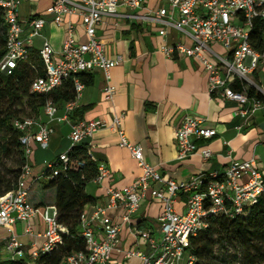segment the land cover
I'll list each match as a JSON object with an SVG mask.
<instances>
[{
	"label": "built area",
	"instance_id": "1",
	"mask_svg": "<svg viewBox=\"0 0 264 264\" xmlns=\"http://www.w3.org/2000/svg\"><path fill=\"white\" fill-rule=\"evenodd\" d=\"M28 1L0 0L7 28L6 55L0 62V71L5 75H10L19 63L29 61L34 40L42 37L46 25V19L42 16L32 17L25 27L20 22L19 6ZM144 4L145 0H53L49 9L53 23L61 26L66 17L77 16L86 41H77L76 27L69 22L60 52H56L47 39H44L39 51L44 76L33 80L31 93L48 95L73 78L75 99L64 105V115L61 117H58L59 107L48 102L43 108L48 123L36 117L13 121L14 129L21 133L19 141L26 162L16 189L0 196V227L10 232L3 250L5 259L25 260L32 264L41 253L51 252L62 244V235L67 230L58 223L54 206L43 208L45 231L38 235L44 239L40 248L32 246L29 249L19 239L15 228L20 223L25 224L26 236H36L32 219L40 210L30 202L28 180L34 182L57 176L62 167L82 168L84 162L72 161L70 153L85 139L107 128L118 134L120 146L130 151L142 175L122 190L108 188L104 206L94 207L89 214L82 213L80 235L86 241V250L69 256L66 264H108L120 245L123 226L131 224L132 216L138 213L148 194L162 204L158 218L161 238L157 241L149 231H139L138 236L147 241L151 253L128 251L126 259L138 258L141 264H195L190 252L191 239L208 229L210 219L215 216L235 218L243 215L263 195L264 177L255 158L243 162L232 159L223 173L199 174L187 183L164 179L145 161L142 148L131 144L126 138L122 129L124 113L115 115L111 124L100 120L73 123L69 150L49 162L40 177H33L30 164L33 146L47 149L54 132L49 124L69 122L85 89L80 75H91L96 69L101 70L106 81L104 99L107 102L114 100L116 88L110 84V73L123 59L120 56L108 58L104 52V46L97 37V28L103 17H118L119 7L131 11L144 10ZM121 17L157 25L160 27L158 33L163 38L168 36L170 29L183 34L190 44H165L161 51L168 58L184 56L200 63L207 74L209 93L236 103L237 116L250 119L264 105V101L250 98L247 94L249 89H254L264 96L253 81L259 68L264 67V0H169L168 6L158 11L147 10L142 16ZM256 20H261L263 24L260 50L255 49L252 43ZM213 45L222 46L227 55L213 51ZM235 86L242 88V91L235 90ZM215 137L217 131L208 127L205 119L185 116L175 129L177 160L185 161L197 154L209 160L213 156L212 151L200 148L191 139L207 141ZM88 154L90 160L95 162L90 151ZM98 171L96 180L101 182L107 177L108 171L102 166L98 167ZM181 196L185 197V205L182 211H178L176 203ZM111 210L123 211L121 223H116L109 216Z\"/></svg>",
	"mask_w": 264,
	"mask_h": 264
},
{
	"label": "crops",
	"instance_id": "2",
	"mask_svg": "<svg viewBox=\"0 0 264 264\" xmlns=\"http://www.w3.org/2000/svg\"><path fill=\"white\" fill-rule=\"evenodd\" d=\"M169 0H145L144 10L131 11L125 7L118 8V17H103L97 28V37L104 46L108 58L122 57L123 62L111 70L110 84L116 88L113 102L104 97L106 81L104 73L96 69L91 75L94 83L85 85L79 105L69 122H53L49 125L54 132L49 147L41 149L33 146L30 164L33 177H40L46 165L67 152L71 142L69 139L71 125L76 122L100 120L111 124L115 115L124 113L122 129L128 141L142 148L145 161L153 166L164 179L177 182H190L199 174L210 175L223 173L230 161H248L255 158L264 176V105L250 119L237 116V104L224 101L218 95H211L208 89L207 74L200 63L189 57L168 58L161 51L165 44L178 42L190 44L183 34L170 29L168 36L159 35L157 25L139 19H127L121 15L142 16L147 10L158 11L168 6ZM53 0H29L23 2L18 9L20 22L27 25L32 17L42 16L46 25L42 37L34 40L31 55H38L44 39H47L56 52H60L66 40V29L71 22L76 27V39L85 42L86 36L77 16L66 17L61 26L53 23L49 9ZM28 33V32H26ZM212 50L219 55H227L220 45H213ZM253 81L263 84L264 67L259 68ZM258 89L264 90L257 84ZM64 107V106H63ZM63 107H59L58 117L64 115ZM185 116L205 119L206 125L217 131V137L207 141L196 142L200 148H208L213 156L204 160L200 155H193L185 161L177 160L175 129ZM48 123L44 109L36 117ZM240 128V129H238ZM92 157L98 167L108 171L101 182L96 179L89 182L86 193L93 198L94 204L84 207L86 214L96 206L107 203L106 190L114 188L122 190L132 185L142 175V170L133 159L130 151L120 146L118 134L112 129H103L91 138L85 139ZM42 181V180H41ZM35 182V181H34ZM28 180L33 203L36 196L49 195L46 200L52 202L53 191L44 189L43 184ZM185 197L181 196L176 203L178 211H182ZM43 208L32 219L36 236L24 234L25 224L15 228L19 239L27 245L40 248L45 231ZM162 204L152 199L150 194L143 201L138 213L132 216L131 224L123 226L120 233V245L108 264H141L138 258L126 259L128 251H140L150 254L146 240L138 236L139 231H149L157 241L161 238L158 218ZM122 210H111L109 216L116 223H121ZM10 232L0 227V257L5 259L3 250Z\"/></svg>",
	"mask_w": 264,
	"mask_h": 264
},
{
	"label": "trees",
	"instance_id": "3",
	"mask_svg": "<svg viewBox=\"0 0 264 264\" xmlns=\"http://www.w3.org/2000/svg\"><path fill=\"white\" fill-rule=\"evenodd\" d=\"M262 27V21L256 20L252 43L257 50L262 48ZM6 38L7 28L0 8V62L6 55ZM41 76H44V66L39 54L31 55L28 62L19 63L10 75L0 71V196L16 189L26 162L19 141L21 133L14 129L13 121L38 117L48 102L63 107L75 99L73 78L48 95L31 93L33 80ZM79 78L86 86L94 83L92 75H80ZM234 89L242 91L239 86ZM247 94L250 98L264 101V96L254 89H249ZM88 152L87 145L81 144L69 155L72 161L84 162L82 168L62 167L59 175L34 182L53 191L52 202L33 203L29 189L32 205L36 209L54 206L58 223L67 230L62 235V244L51 252L41 253L32 264H66L69 256L86 250V241L80 235L81 215L85 206L95 202L85 188L99 174L98 165L90 160ZM8 161H11L10 165L6 163ZM190 252L195 264H264V193L243 215L212 217L208 229L191 239ZM0 264L28 263L0 257Z\"/></svg>",
	"mask_w": 264,
	"mask_h": 264
},
{
	"label": "rangeland",
	"instance_id": "4",
	"mask_svg": "<svg viewBox=\"0 0 264 264\" xmlns=\"http://www.w3.org/2000/svg\"><path fill=\"white\" fill-rule=\"evenodd\" d=\"M256 84L260 87V88H262L263 90H264V88H263V84H261V83H259L258 81H256ZM25 116V115H24ZM6 163H8L9 165L11 164V161H8V162H6ZM51 197L49 196V195H43V196H36L35 197V201L37 202V203H40V202H45L46 200H49ZM234 264H241L240 262H236V263H234Z\"/></svg>",
	"mask_w": 264,
	"mask_h": 264
}]
</instances>
